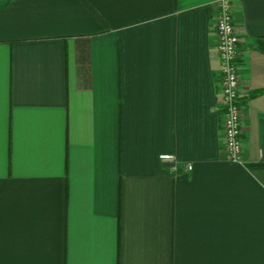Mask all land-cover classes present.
Wrapping results in <instances>:
<instances>
[{
  "label": "crops",
  "instance_id": "crops-1",
  "mask_svg": "<svg viewBox=\"0 0 264 264\" xmlns=\"http://www.w3.org/2000/svg\"><path fill=\"white\" fill-rule=\"evenodd\" d=\"M217 1L0 0V264H264V0H234L242 162Z\"/></svg>",
  "mask_w": 264,
  "mask_h": 264
},
{
  "label": "built area",
  "instance_id": "built-area-1",
  "mask_svg": "<svg viewBox=\"0 0 264 264\" xmlns=\"http://www.w3.org/2000/svg\"><path fill=\"white\" fill-rule=\"evenodd\" d=\"M216 17V48L222 62V107L224 110V136L228 157L242 162L244 152L243 104L241 101V76L239 72V48L242 41L234 23V0H218ZM161 160H174L171 154H161ZM192 169V164H187Z\"/></svg>",
  "mask_w": 264,
  "mask_h": 264
}]
</instances>
